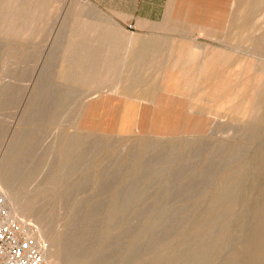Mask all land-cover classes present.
I'll list each match as a JSON object with an SVG mask.
<instances>
[{
    "label": "rangeland",
    "instance_id": "374dc122",
    "mask_svg": "<svg viewBox=\"0 0 264 264\" xmlns=\"http://www.w3.org/2000/svg\"><path fill=\"white\" fill-rule=\"evenodd\" d=\"M169 6L138 29L86 0H0V193L37 227L43 264H69L71 234L74 264L246 260L264 206V0Z\"/></svg>",
    "mask_w": 264,
    "mask_h": 264
},
{
    "label": "bare ground",
    "instance_id": "6f19581e",
    "mask_svg": "<svg viewBox=\"0 0 264 264\" xmlns=\"http://www.w3.org/2000/svg\"><path fill=\"white\" fill-rule=\"evenodd\" d=\"M48 88V87H47ZM50 88V87H49ZM50 90V89H49ZM52 91H53V89H52ZM52 95V94H51ZM11 96V95H10ZM19 96V95H18ZM45 96V95H44ZM13 97V96H12ZM12 97H11V99H12ZM15 97V96H14ZM45 98V97H44ZM44 98H42V101H44ZM46 98H50V96L49 97H46ZM10 100V99H9ZM8 100V101H9ZM69 99L67 98V99H64V101H63V105L64 106H67L68 104H70L69 103V101H68ZM1 101H3V100H1ZM46 101V100H45ZM45 101H44V103H45ZM51 101V100H50ZM56 101V100H55ZM12 102V101H11ZM38 103V102H37ZM3 104V103H2ZM43 104V103H42ZM53 104V103H52ZM54 105H56V104H54ZM46 106V105H45ZM38 107H40L39 105H38ZM54 107V106H53ZM65 109H66V107H65ZM51 110V109H50ZM43 111V110H42ZM39 112V111H38ZM30 115V114H29ZM32 116H34V115H32ZM43 116V115H42ZM41 118V117H40ZM39 118V119H40ZM63 118V117H62ZM60 119V118H59ZM36 120V119H35ZM16 143V142H15ZM72 145H75V147H79L80 145H77V144H72ZM33 146L34 145H32V148H30L29 150H24V152H23V160H25V159H30V160H32V161H34L35 159H37L38 157V155H39V149L38 148H36V147H34L33 148ZM37 146V145H36ZM40 146V145H39ZM40 148V147H39ZM80 148V147H79ZM78 148V149H79ZM42 148H40V150H41ZM15 150V149H14ZM144 150V149H143ZM175 150V149H174ZM41 152V151H40ZM199 152V151H198ZM204 152V151H203ZM86 153V152H85ZM162 157V156H161ZM140 158H142L141 156H140ZM142 160V159H141ZM234 160V159H233ZM39 161V160H38ZM21 162H23V161H21ZM25 163V162H24ZM38 163V162H37ZM264 163V162H263ZM31 164H32V162H31ZM31 164H29V166H31ZM146 164V163H145ZM144 164V165H145ZM19 165V164H18ZM34 165H35V163H34ZM193 165V164H192ZM16 166V165H15ZM25 166H26V164H25ZM33 166V165H32ZM114 166V165H113ZM146 166V165H145ZM17 167V166H16ZM13 168V169H17V168ZM39 167V166H38ZM193 167H194V165H193ZM19 168L20 167H18V170H16L17 172L19 171ZM192 168V167H191ZM25 169V168H24ZM30 169H32V167H30ZM193 169V168H192ZM195 169V168H194ZM207 169V168H206ZM213 169V168H212ZM221 169V168H220ZM143 170H146V169H144L143 168ZM196 170V169H195ZM13 171V170H12ZM15 171V172H16ZM25 171V170H24ZM26 171H28V168H27V170ZM113 171V170H112ZM190 171V170H189ZM188 171V172H189ZM205 171V170H204ZM207 171V170H206ZM8 172V171H7ZM176 172V171H175ZM184 172H186L185 170H184ZM218 172V171H217ZM12 173V172H11ZM24 172L23 171H21L20 172V174H23ZM183 173V172H182ZM210 174V173H209ZM263 174V173H262ZM18 175V174H17ZM17 175H16V179H17ZM207 175V174H206ZM12 176V175H11ZM120 175H118V177H119ZM183 176V175H182ZM208 176V175H207ZM239 176V175H238ZM262 176V175H261ZM14 177V176H13ZM114 177H116V176H114ZM237 177V176H236ZM240 177V176H239ZM186 178V177H185ZM226 178V177H225ZM253 178V177H252ZM263 178V177H262ZM12 179V178H11ZM180 179V178H179ZM114 180V179H113ZM116 180V179H115ZM260 180V179H259ZM15 181V180H14ZM180 181H181V179H180ZM261 181V180H260ZM17 182V181H16ZM136 182V181H135ZM188 182V181H187ZM186 182V183H187ZM203 182V181H202ZM257 182H258V180H257ZM14 183V182H13ZM116 183V182H115ZM134 183V182H133ZM132 183V184H133ZM15 184V183H14ZM189 184V183H188ZM113 185V184H112ZM193 185H195V184H193ZM200 185V184H199ZM15 186V185H14ZM14 186H12V187H14ZM81 186V185H80ZM258 186L260 187V185L258 184ZM262 186V185H261ZM199 188V187H198ZM227 187H225V189H226ZM221 189V188H220ZM261 190V189H260ZM175 191V190H174ZM223 191V190H222ZM121 192V191H120ZM177 192H180V191H177ZM221 192V191H220ZM262 192V191H261ZM118 193V192H117ZM132 193H133V190H126V191H124L123 192V197L122 198H119V200H118V202H121V203H128V202H130V199H131V195H132ZM185 193V192H184ZM263 193V192H262ZM168 194V193H167ZM220 194V193H219ZM260 194V193H259ZM176 195V194H175ZM237 196V195H236ZM260 196V195H259ZM263 196V195H262ZM67 197V196H66ZM146 197V196H145ZM187 197V196H186ZM217 197V196H216ZM215 197V198H216ZM191 198H193V197H191ZM253 198V197H252ZM67 199V198H66ZM70 199V198H69ZM144 199H146V198H144ZM166 199V198H165ZM183 199V198H182ZM255 199H256V197H255ZM158 200V199H157ZM172 200H173V198H172ZM171 199H170V201H172ZM178 200V199H177ZM180 200V199H179ZM185 200V199H184ZM187 200H189V199H187ZM262 200V199H261ZM67 201H68V199H67ZM101 201V200H100ZM183 201V200H182ZM191 201V200H190ZM66 202V201H65ZM179 202V201H178ZM233 203V202H232ZM98 206V205H97ZM96 206V207H97ZM180 206V205H179ZM224 206V205H223ZM149 207V206H148ZM166 207H169V206H166ZM166 207H165V209H166ZM195 207V206H194ZM83 208V207H82ZM92 208V207H91ZM123 208H125V206H118V208L117 209H123ZM196 208H197V206H196ZM198 209V208H197ZM214 209V208H213ZM212 209V210H213ZM221 209V208H220ZM80 210V209H79ZM78 210V212H80ZM91 210V209H90ZM96 210V209H95ZM144 210V209H143ZM160 210V209H159ZM176 210H178V208L176 209ZM232 210V209H231ZM145 211H146V209H145ZM195 211V210H194ZM220 211V210H219ZM77 212V213H78ZM130 212V211H129ZM166 212V211H165ZM164 212V213H165ZM191 212V211H190ZM203 212V211H202ZM217 212V211H216ZM228 212V211H227ZM255 212H256V210H255ZM89 213V212H88ZM152 213H153V211H152ZM163 213V212H162ZM248 213V212H247ZM80 214V213H79ZM82 214V213H81ZM90 214V213H89ZM138 215H139V213H137ZM137 214H135V215H137ZM141 214V213H140ZM196 214V213H195ZM197 214H198V212H197ZM93 215V214H92ZM138 215H137V217H138ZM143 215V214H142ZM145 215V214H144ZM179 215V214H178ZM198 215H200V214H198ZM255 215V214H254ZM52 216V215H51ZM125 216H127L126 214H125ZM189 216V215H188ZM192 216H194V215H192ZM208 216H210V215H208ZM139 217H141V215L139 216ZM143 217V216H142ZM145 217H146V215H145ZM182 217V216H181ZM195 217V216H194ZM44 218V217H43ZM74 218V217H73ZM132 218V217H131ZM204 218H206V217H204ZM203 218V219H204ZM195 219H196V217H195ZM253 220H254V218H252ZM255 219H256V216H255ZM47 220V219H46ZM74 220V219H73ZM79 219H77V221H78ZM202 220V219H201ZM200 220V221H201ZM205 220V219H204ZM44 221V220H43ZM75 221V220H74ZM193 221V220H192ZM79 222V221H78ZM251 222H253L252 220H251ZM118 223V222H117ZM155 223V222H154ZM158 223V222H157ZM160 223V222H159ZM158 223V224H159ZM189 223H190V221H189ZM194 223V222H193ZM193 223H190V225L192 224L193 225ZM86 224V223H85ZM153 224V223H152ZM151 224V225H152ZM171 224H174V223H166V225L165 226H170L171 227ZM182 224V223H181ZM195 224V223H194ZM247 224V223H246ZM117 225V224H116ZM189 225V224H188ZM251 225V224H250ZM45 226V225H44ZM129 226V225H128ZM136 226V225H135ZM173 226V225H172ZM195 226V225H194ZM134 227V226H133ZM133 227H131V226H129V227H127V228H123L122 229V227L120 228V227H118V225H117V227H116V230H117V237H115V239L117 238H120V237H124V236H132L133 237V235L134 234H137V232H136V230H135V228H133ZM169 227V228H170ZM178 227V226H177ZM198 227V226H197ZM188 228V227H187ZM191 228V227H190ZM226 228H227V226H226ZM72 229V228H71ZM111 229V228H110ZM167 229L168 228H166L165 227V230L163 231V233L160 235V236H156V235H154V230H153V232H151L150 234H149V236H148V238H147V240H145V241H137V242H135V243H131L132 245H131V247H130V250H129V253H128V255L127 256H129V257H131V256H133V255H136L137 253H141V252H144L145 250H147L148 249V247H150V245L152 244V243H154L156 240H159V239H163V237L166 235V233H167ZM171 229V228H170ZM189 229V228H188ZM68 230V229H67ZM194 230V229H193ZM197 230V229H196ZM69 231H71L70 230V228H69ZM186 231H187V229H186ZM186 231H185V233H186ZM198 231H200V230H198ZM219 231V230H218ZM193 232H195V231H193ZM74 233V232H73ZM191 233V232H190ZM218 233V232H217ZM194 234V233H193ZM183 235H184V233H183ZM189 235V234H188ZM214 235H216V234H214ZM227 235H228V232H227ZM245 235V234H244ZM76 236V235H75ZM99 236V235H98ZM204 236V235H203ZM74 237V235L73 234H71L70 235V237H67V238H63L64 240H65V242H64V240H62L61 241V243H63V250L65 251V255H66V258H67V261L69 262V264H74L75 262H76V259L77 258H79V257H81V255L83 254V252H86V250L83 248L84 246H83V243L82 244H79V245H73L72 246V248H71V245H70V243L72 244L73 242H70V243H68L67 242V240H69V241H71L72 240V238ZM85 237H87L88 238V236H85ZM126 237V238H127ZM143 237V236H142ZM172 237V236H171ZM177 237V236H176ZM214 237V236H213ZM212 237V238H213ZM83 238H84V236H83ZM96 238V237H95ZM129 238V237H128ZM182 238V237H181ZM184 238V237H183ZM193 238V237H192ZM224 238V237H223ZM229 238V237H228ZM241 238V237H240ZM85 239V238H84ZM83 239V240H84ZM114 239V238H113ZM114 239V240H115ZM121 239V238H120ZM123 239V238H122ZM168 239V238H167ZM179 239V238H178ZM210 239V238H209ZM220 239V238H219ZM232 239V238H231ZM230 239V240H231ZM242 239V238H241ZM245 239V238H244ZM75 240V239H74ZM86 240V239H85ZM104 240V239H103ZM165 240V239H164ZM180 240L181 239H179V242H180ZM183 240V239H182ZM81 241V240H80ZM112 241V240H111ZM110 241V242H111ZM178 241V240H177ZM218 241H220V240H218ZM227 241V240H226ZM120 242V241H119ZM118 242V243H119ZM157 242V241H156ZM174 242H176V241H174ZM179 242H177V243H179ZM208 242H209V240H208ZM212 242V241H211ZM215 242V241H214ZM238 242H241V241H238ZM78 243V242H77ZM117 243V244H118ZM218 243V242H217ZM225 242H223V243H221V244H224ZM85 244V243H84ZM112 244H113V242H112ZM229 244H230V241H229ZM241 244H243V243H241ZM86 245V244H85ZM116 245V244H115ZM114 245V246H115ZM120 245V244H119ZM210 245V244H209ZM228 245V244H227ZM240 245V244H239ZM62 246V245H61ZM60 246V247H61ZM116 246H118V245H116ZM152 246V245H151ZM163 246V245H162ZM221 246V245H220ZM224 246H226V245H224ZM86 247V246H85ZM171 247V246H170ZM212 247V246H211ZM95 248V247H94ZM113 248V247H112ZM115 249L117 248V247H114ZM168 248V247H167ZM186 248V247H185ZM184 248V249H185ZM61 249V248H60ZM119 249V248H118ZM118 249H117V252H118ZM178 249V248H177ZM217 249V248H216ZM240 249L242 250V248L240 247ZM91 250V249H90ZM112 250H114V249H112ZM218 250V249H217ZM245 253H246V260L244 261V263L243 264H264V206H262L261 207V210H260V214H259V219H258V221H257V223L251 228V230H250V232H249V234H248V238H247V240H246V244H245ZM89 251V250H88ZM111 251V250H110ZM171 251V250H170ZM170 251H169V253H170ZM176 251V250H175ZM186 250H182V252H185ZM126 252V251H125ZM152 252V251H151ZM172 252V251H171ZM177 252V251H176ZM225 252V251H224ZM62 253V252H61ZM102 253V252H101ZM112 253H114L113 251H112ZM195 253V252H194ZM208 253V252H207ZM92 254V253H91ZM111 254V253H110ZM115 254V253H114ZM142 254V253H141ZM180 254V253H179ZM111 255H113V254H111ZM120 255V254H119ZM123 255V254H122ZM174 255H175V253H174ZM185 255V254H184ZM200 255V254H199ZM233 255V254H232ZM161 256V255H160ZM163 256V255H162ZM179 257V256H178ZM133 258V257H132ZM135 258V257H134ZM129 259V258H128ZM188 259V258H187ZM80 260V259H79ZM179 260V259H178ZM160 261V260H159ZM165 261V260H164ZM163 261V262H164ZM135 262V261H134ZM176 262H178L177 260H176ZM209 262H211L210 260H209ZM173 263V262H172ZM171 263V264H172ZM163 264V263H162ZM169 264V263H168ZM202 264V263H201ZM209 264H211V263H209ZM224 264V263H223ZM231 264V263H230Z\"/></svg>",
    "mask_w": 264,
    "mask_h": 264
},
{
    "label": "built area",
    "instance_id": "2783aa9c",
    "mask_svg": "<svg viewBox=\"0 0 264 264\" xmlns=\"http://www.w3.org/2000/svg\"><path fill=\"white\" fill-rule=\"evenodd\" d=\"M37 227L13 214L7 197L0 193V264H43Z\"/></svg>",
    "mask_w": 264,
    "mask_h": 264
},
{
    "label": "crops",
    "instance_id": "0c3cea01",
    "mask_svg": "<svg viewBox=\"0 0 264 264\" xmlns=\"http://www.w3.org/2000/svg\"><path fill=\"white\" fill-rule=\"evenodd\" d=\"M169 1L170 0H116L115 4L113 0H86L88 3L95 4L97 8L105 9L116 18V26L123 24L130 27L133 25L138 29L147 28V26L151 28L149 23L155 22L163 16L166 7L168 8L169 6ZM175 1H180L181 3L184 0ZM167 14H171L169 10H166L164 17H166ZM173 23L174 22L171 21L169 17V21L166 25L162 24L159 27L156 25L155 28L165 29L166 27H176Z\"/></svg>",
    "mask_w": 264,
    "mask_h": 264
}]
</instances>
